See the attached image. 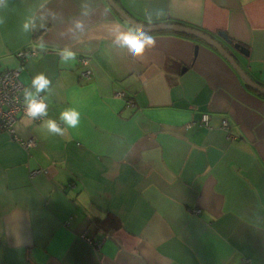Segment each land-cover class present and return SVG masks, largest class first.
Here are the masks:
<instances>
[{
  "label": "crops",
  "instance_id": "crops-1",
  "mask_svg": "<svg viewBox=\"0 0 264 264\" xmlns=\"http://www.w3.org/2000/svg\"><path fill=\"white\" fill-rule=\"evenodd\" d=\"M113 1L214 37L264 87V0ZM130 32L108 0H0V71L48 105L16 124L35 147L0 132V264H264V95L196 37L142 32L154 46L133 55Z\"/></svg>",
  "mask_w": 264,
  "mask_h": 264
},
{
  "label": "built area",
  "instance_id": "built-area-1",
  "mask_svg": "<svg viewBox=\"0 0 264 264\" xmlns=\"http://www.w3.org/2000/svg\"><path fill=\"white\" fill-rule=\"evenodd\" d=\"M37 55V52L33 48H27L19 53H17V57L24 63L28 61L30 58ZM83 68L85 69L82 73V76L86 78L91 77L90 70V58L81 57L79 59ZM22 67H18L12 70L0 71V132L5 133L11 137V139L20 143L25 148H32L36 146V141L31 139L28 142L22 141L16 133V124L20 121L21 118H30L35 123L42 122L46 115H37L36 117H30L27 114V103H26V94L28 93L27 88L24 86L20 79V74L22 71ZM120 97H125L124 93L119 94ZM37 102L42 101L48 109V105L43 98L41 93H37L34 97ZM190 127H210V116L209 114H204L200 118L199 121L192 122ZM223 127L225 129L228 128V122L223 121ZM44 173L42 170H34L31 175L35 176L38 174ZM196 213H200V211H196Z\"/></svg>",
  "mask_w": 264,
  "mask_h": 264
},
{
  "label": "water",
  "instance_id": "water-1",
  "mask_svg": "<svg viewBox=\"0 0 264 264\" xmlns=\"http://www.w3.org/2000/svg\"><path fill=\"white\" fill-rule=\"evenodd\" d=\"M108 3L112 6V8L124 19L126 20L131 26L136 27L142 32L146 33H155V32H163V31H174L176 33H181L185 35H189L192 37H196L207 43L208 45L214 47L219 51L221 55L232 65V67L239 73L240 77L246 83L247 86L258 91L260 94L264 95V87L257 81L250 79L247 74L243 71V69L238 65V61L234 54L233 50L227 49L224 45L218 42L214 37L207 35L201 31H198L193 28L184 27L181 25H156V26H144L140 24L138 21L129 17L124 10L120 9L118 5L113 0H108ZM219 37L227 42L233 49L240 54L247 55L248 51L245 47L240 44H233L232 40L227 36L226 33H219ZM184 72V71H183Z\"/></svg>",
  "mask_w": 264,
  "mask_h": 264
},
{
  "label": "clouds",
  "instance_id": "clouds-1",
  "mask_svg": "<svg viewBox=\"0 0 264 264\" xmlns=\"http://www.w3.org/2000/svg\"><path fill=\"white\" fill-rule=\"evenodd\" d=\"M27 27V26H26ZM118 40L122 41L128 48L132 51L133 55H140L143 53L146 47L154 46L153 38L150 36L145 35L144 33H127L121 34L117 37ZM72 53H66V56H72ZM49 81L45 79L43 75L36 77L33 80V85L36 88L37 92L44 90ZM26 103L27 107V114L30 117H36L37 115H46V105L40 101L37 102L36 99L33 98L31 93L26 94ZM79 113L74 110L66 111L62 114V119H64L69 126H76L78 123ZM48 130L52 133H61V129H59L53 121L48 122Z\"/></svg>",
  "mask_w": 264,
  "mask_h": 264
}]
</instances>
